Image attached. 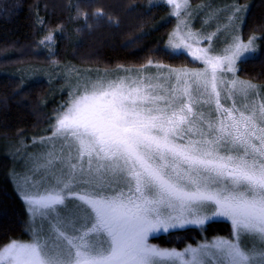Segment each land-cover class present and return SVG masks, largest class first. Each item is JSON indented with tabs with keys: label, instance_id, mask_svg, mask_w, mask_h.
<instances>
[{
	"label": "snow or ice",
	"instance_id": "obj_1",
	"mask_svg": "<svg viewBox=\"0 0 264 264\" xmlns=\"http://www.w3.org/2000/svg\"><path fill=\"white\" fill-rule=\"evenodd\" d=\"M165 6L177 24L157 51L203 67L149 59L135 75L121 68L127 75L77 80L39 138L42 151L9 173L29 239L0 242V264H264V103L257 85L236 76L238 61L264 49L231 33L217 46L216 32L185 22L188 0ZM72 7V19L87 23ZM40 43L51 47L53 31ZM234 93L253 101L237 107ZM217 218L230 222L228 236L180 249L149 242L203 232Z\"/></svg>",
	"mask_w": 264,
	"mask_h": 264
},
{
	"label": "trees",
	"instance_id": "obj_2",
	"mask_svg": "<svg viewBox=\"0 0 264 264\" xmlns=\"http://www.w3.org/2000/svg\"><path fill=\"white\" fill-rule=\"evenodd\" d=\"M147 1L0 0V242L28 237L24 206L9 180V173L23 172L28 160L14 157L10 151L18 140L30 143L39 133L49 134L53 112L68 98L59 67L140 68L149 59L172 67L198 66L188 57L172 59L157 51L164 47L175 19L165 4L147 7ZM191 1L196 4L202 0ZM232 1L247 6L245 15L238 18L241 36L247 40L257 35L258 50L264 49V0ZM76 4L88 13L87 23L82 16L72 19ZM97 9L106 14L104 19L92 17ZM49 31L54 34L51 47L40 43ZM50 65H57V69L47 76L43 69ZM158 71L152 69L148 74ZM238 76L264 84V56L239 62ZM229 230L228 221L216 220L203 232L178 233L183 239L161 233L151 240L180 248L203 237L228 235Z\"/></svg>",
	"mask_w": 264,
	"mask_h": 264
},
{
	"label": "rangeland",
	"instance_id": "obj_3",
	"mask_svg": "<svg viewBox=\"0 0 264 264\" xmlns=\"http://www.w3.org/2000/svg\"><path fill=\"white\" fill-rule=\"evenodd\" d=\"M158 5V4H165V0H148L146 3L147 7H151L152 5ZM188 4L189 7L187 9V12L189 13V15L185 18V22L187 24L190 25L192 31L194 32H199L201 34H207V33H211V32H216V36H219L220 40L219 42L216 40V36L213 37V41L214 43L217 44V46H221L223 40L231 33L234 35H239L242 40L244 42H247V40H245L242 36H241V26H239L238 23V18L240 17V15H242L241 17H243L245 15V11L247 7L244 4V7L242 5H238L235 3V1L233 2L232 0H202L196 4H192L191 0H188ZM168 14L170 16V7H168ZM229 17H231V20H229ZM174 18V17H173ZM175 19V18H174ZM243 23V19L241 21L242 25ZM177 24V20L175 19L174 25L171 29V31L176 27ZM220 29V31H217V29ZM226 29V31H225ZM170 31V32H171ZM169 32V33H170ZM250 37H254V42H253V47L254 49L258 50V44H257V35H251ZM206 41H201V46H205L206 45ZM198 66H193V67H189L186 66L188 68H202L203 65L199 62H197ZM238 64L239 61L237 63V73L236 76L239 80H243V81H249V80H245L241 77L238 76ZM30 68V67H29ZM121 68L123 69H130L132 70L133 75L136 74V70L140 69V68H135V67H126V66H120L117 67L116 69L112 70V69H96V70H92V68H79L76 66H72L69 64L63 65L61 67H59V73L63 74V84L65 87H67V91H69L71 89V86L74 85L77 80L83 78V77H90L92 79H96V77L98 75H104L107 74L108 78L110 79H115L117 75H127V73H125L124 71H121ZM36 68L32 69L35 70ZM57 69V65H50V68L48 69H43V73L45 75L48 76L49 73L54 72ZM152 69L155 71L156 68L153 66H147L146 68V74L149 73V71H152ZM158 70V69H157ZM116 71V72H114ZM166 71V69H165ZM41 73V72H40ZM157 74V72H151V75H155ZM83 75V76H82ZM88 75V76H86ZM228 79H231V76L227 77ZM75 82V83H74ZM251 82V81H250ZM254 83V82H252ZM255 85H257V95L255 96V102L257 103V105L259 103H264V84L262 83H254ZM233 100L235 101L237 107L243 108V105L245 103H252L253 101V97L250 95L247 98L242 97L239 94L234 93L233 94ZM222 103L225 104V106H230L232 101H226L223 99V93H222ZM40 135H38V137L34 136V139L28 143L26 140H18L17 144H15V146H13V148H11V154L14 157L17 158H26L27 164L28 166H30V155H34L40 151H42L38 141L39 138L41 137H47L48 135L46 134H42L39 133ZM37 145L34 146V148H32L33 145ZM29 151L31 153H29ZM26 166V167H28ZM216 220H224L227 221L224 218H217ZM228 223L230 224V222L228 221ZM161 234V233H159ZM158 235V234H156ZM219 236V235H218ZM224 236H228V235H224ZM29 239V237H27L24 240ZM211 239V238H209ZM149 242L156 244L155 242H152L151 237L149 238ZM190 244V243H189ZM158 245V244H157ZM195 245V243L193 244ZM160 246V245H158ZM185 246V245H184ZM183 246V247H184ZM160 247H164V246H160ZM166 247H176V246H166ZM180 247V248H183ZM177 249H180L178 247H176Z\"/></svg>",
	"mask_w": 264,
	"mask_h": 264
}]
</instances>
